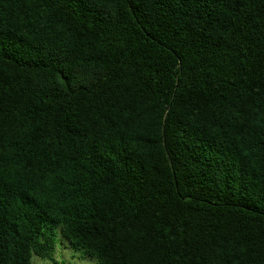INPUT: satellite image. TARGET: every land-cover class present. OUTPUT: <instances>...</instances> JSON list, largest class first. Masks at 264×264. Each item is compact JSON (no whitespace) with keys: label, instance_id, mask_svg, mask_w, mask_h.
<instances>
[{"label":"trees","instance_id":"1","mask_svg":"<svg viewBox=\"0 0 264 264\" xmlns=\"http://www.w3.org/2000/svg\"><path fill=\"white\" fill-rule=\"evenodd\" d=\"M56 233L264 264V0H0V264Z\"/></svg>","mask_w":264,"mask_h":264},{"label":"rangeland","instance_id":"2","mask_svg":"<svg viewBox=\"0 0 264 264\" xmlns=\"http://www.w3.org/2000/svg\"><path fill=\"white\" fill-rule=\"evenodd\" d=\"M51 260L61 261L63 264H97L93 257L75 250L59 233H56L55 246L50 255L44 258L32 255L30 259L31 264H50Z\"/></svg>","mask_w":264,"mask_h":264}]
</instances>
